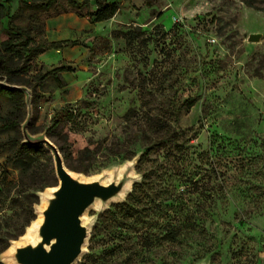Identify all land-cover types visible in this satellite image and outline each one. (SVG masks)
I'll list each match as a JSON object with an SVG mask.
<instances>
[{
    "label": "rangeland",
    "instance_id": "obj_1",
    "mask_svg": "<svg viewBox=\"0 0 264 264\" xmlns=\"http://www.w3.org/2000/svg\"><path fill=\"white\" fill-rule=\"evenodd\" d=\"M145 3L147 12L121 9L114 22L86 30L64 61L71 71L43 78L56 66L43 50L24 72L28 130L51 140L69 169L108 182L134 162L123 200L86 212L85 252L75 264H264V0ZM67 7L31 6L12 23L33 26L41 50L44 20ZM250 32L261 33L259 41H248ZM17 97L0 95V264H10L4 253L57 184L45 146L19 148L27 106ZM193 180L201 186L185 191ZM202 184L220 197L206 199ZM167 189L184 191L197 224L177 243L147 248L122 237L126 229L109 228L132 190L160 201Z\"/></svg>",
    "mask_w": 264,
    "mask_h": 264
},
{
    "label": "water",
    "instance_id": "obj_2",
    "mask_svg": "<svg viewBox=\"0 0 264 264\" xmlns=\"http://www.w3.org/2000/svg\"><path fill=\"white\" fill-rule=\"evenodd\" d=\"M261 33L250 32L247 40L259 41ZM0 84L16 89L25 95L27 116L21 125L23 144L45 146L52 154L57 184L48 187L41 196L42 206L37 210L40 221L33 227V238L13 241L12 249L4 253L10 264H75L85 252L89 223L84 214L91 207L123 200L135 176L134 162H127L108 182L103 177L84 179L80 173L69 169L59 148L44 134H31L28 126L32 118V93L24 85Z\"/></svg>",
    "mask_w": 264,
    "mask_h": 264
},
{
    "label": "trees",
    "instance_id": "obj_3",
    "mask_svg": "<svg viewBox=\"0 0 264 264\" xmlns=\"http://www.w3.org/2000/svg\"><path fill=\"white\" fill-rule=\"evenodd\" d=\"M51 1L49 0L47 4ZM10 2L11 0H6L5 4L0 2V17L9 14ZM95 4L96 8L90 12L92 21L108 20L119 9V4L116 1L95 0ZM11 34V36L0 41V76L4 77L9 84L28 85L29 80L25 78L24 72L28 71L29 62L38 53V49L30 45L31 38L26 36L23 30L19 28L12 29ZM22 58L25 61L24 65H20V59ZM58 70L70 69L69 67H60ZM46 76L47 74L43 78ZM21 93L19 90L7 88L0 84V95L17 100V96H20ZM189 101L191 102V100ZM190 102L189 106L192 104ZM34 147L21 144L19 148L21 151H32ZM210 170L213 173L216 169L211 167ZM206 172L208 171L206 170ZM190 186L192 188L185 191L197 189L201 185L199 180H193ZM207 187L202 184L200 192L206 199L216 195L215 200L220 197L218 192L215 195V192L212 193ZM166 192V197L156 201L155 193H151V191L137 192V190H132L127 201L121 205L119 217L114 218L109 228L122 227L126 229V233L122 237H137L141 242V246L147 248L163 242L177 243L180 237H183L189 231L195 230L197 224L191 219V213L187 210V198H184V191L177 192L175 189H167ZM29 220L30 218L27 219L26 224L29 223ZM6 247L7 245L2 249ZM114 250V247L108 249L110 253H114Z\"/></svg>",
    "mask_w": 264,
    "mask_h": 264
},
{
    "label": "crops",
    "instance_id": "obj_4",
    "mask_svg": "<svg viewBox=\"0 0 264 264\" xmlns=\"http://www.w3.org/2000/svg\"><path fill=\"white\" fill-rule=\"evenodd\" d=\"M6 0H0L2 4H5ZM49 0H11L9 5V14L0 17V35L4 34L6 30L9 33L12 32V29L19 28L23 30V33L31 38L30 45L35 46V40L37 37L34 35V27L30 26L31 30L29 31L23 29L18 23L13 26L12 18L13 16L19 15L22 12H25L26 9H29L31 6L33 8H51L53 9L58 5L59 0H52L51 3L47 4ZM67 2L68 7L66 10L56 11L50 15L49 18L44 20V38L46 39L45 45L42 49H38L37 55H41L43 50H46L48 54L51 55L50 62L56 64L55 67H52L46 77L50 75H55L56 73H63L71 71L63 70L59 71L58 68L66 67V62L75 57V53L79 52V37L84 35L85 31L94 28L98 29L99 27L108 24V22H114L119 18L121 9H132L136 11V7H141L143 12H147L148 5L145 3V0H107V1H116L119 4L118 11L108 20L103 21H92L90 18V12L96 8L95 0H64ZM45 3V4H44ZM139 6H138V5ZM8 37V36H7ZM0 37V41L6 39ZM44 74V75H45ZM43 75V76H44Z\"/></svg>",
    "mask_w": 264,
    "mask_h": 264
},
{
    "label": "bare ground",
    "instance_id": "obj_5",
    "mask_svg": "<svg viewBox=\"0 0 264 264\" xmlns=\"http://www.w3.org/2000/svg\"><path fill=\"white\" fill-rule=\"evenodd\" d=\"M42 203H43V201H41V206H42ZM40 206V207H41ZM84 218H86V214H84ZM40 221V213H38V215H37V217H36V219L35 220H33L32 221V223L30 224V226L28 227V230H27V233L24 235V236H22L23 238L24 237H26V238H28V239H31V238H33V233H31L30 231H32V229H33V227L38 223ZM85 221H86V219H85ZM22 238L20 239V241L18 242V243H22ZM12 249V246H10L8 249H7V251H10Z\"/></svg>",
    "mask_w": 264,
    "mask_h": 264
},
{
    "label": "built area",
    "instance_id": "obj_6",
    "mask_svg": "<svg viewBox=\"0 0 264 264\" xmlns=\"http://www.w3.org/2000/svg\"><path fill=\"white\" fill-rule=\"evenodd\" d=\"M211 41H213V40H211Z\"/></svg>",
    "mask_w": 264,
    "mask_h": 264
}]
</instances>
